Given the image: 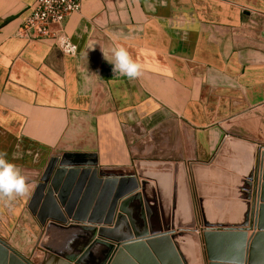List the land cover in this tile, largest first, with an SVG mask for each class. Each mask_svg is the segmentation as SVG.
I'll use <instances>...</instances> for the list:
<instances>
[{"label": "crops", "instance_id": "crops-1", "mask_svg": "<svg viewBox=\"0 0 264 264\" xmlns=\"http://www.w3.org/2000/svg\"><path fill=\"white\" fill-rule=\"evenodd\" d=\"M36 1L0 0V152L30 185L0 201V240L31 264H102L99 240L114 245L111 264H209L204 231L249 226L259 192L264 0H83L63 25L75 56L54 38L16 36ZM118 46L139 78L113 73L101 49L111 58ZM66 153L98 161L80 194L92 184L90 213L98 180L136 179L117 231L74 223L56 195L67 224L41 223L49 203L33 214L50 161Z\"/></svg>", "mask_w": 264, "mask_h": 264}, {"label": "water", "instance_id": "water-1", "mask_svg": "<svg viewBox=\"0 0 264 264\" xmlns=\"http://www.w3.org/2000/svg\"><path fill=\"white\" fill-rule=\"evenodd\" d=\"M260 161L261 168L259 166L258 173L250 177L251 181L257 180V190H259L255 198L253 219L250 221V225L245 226L243 229H206L204 231V243L209 264H264V154H260ZM57 165L60 168L56 169ZM97 165L98 161L95 155L73 153H66L61 158H53L50 161L42 177V183L38 185L37 192L29 206L33 214L38 216L37 208L41 204L43 206H46L47 203L50 204L53 213L45 214L43 219L39 218L43 225H45L47 219L60 224L68 223V219L61 214V206L65 209L68 218L74 223L102 227L100 230L101 237H106L108 233L112 232L111 229H107L112 225H114V231L120 228L124 219L123 214L126 213V208L130 201H125L120 205L119 202L138 188L136 179L132 177L121 180L107 179L104 182L98 180V185L104 186L102 187L97 205L94 207L92 213H90L94 200L93 196L90 197L92 194V184L87 187L82 199L80 194L84 188L87 176L90 174V169ZM52 175L53 178L51 179ZM79 175H81V178L78 184L75 185ZM95 176L96 172H93V177ZM49 182L50 188L47 195H45L44 191ZM54 195H56L60 206ZM118 205L120 214L116 213ZM39 216L42 215L40 214ZM250 230H255L256 233L248 240V231ZM136 237L139 238L137 241H142L140 235ZM116 240L118 241L117 251H119L122 244L126 245L127 242H124L125 239ZM121 240L124 243H121ZM130 240H133V238H130ZM97 243L109 249L106 259L102 263L109 264L115 250L114 245H110L102 240L97 241ZM126 249L129 250L130 248ZM124 254L125 251H121L119 257H122ZM0 264L31 263L23 259L17 252L0 240Z\"/></svg>", "mask_w": 264, "mask_h": 264}, {"label": "built area", "instance_id": "built-area-1", "mask_svg": "<svg viewBox=\"0 0 264 264\" xmlns=\"http://www.w3.org/2000/svg\"><path fill=\"white\" fill-rule=\"evenodd\" d=\"M82 2L83 0H37L16 36L28 41L54 38L62 53L75 56L77 46L66 35L63 25L67 17L80 11Z\"/></svg>", "mask_w": 264, "mask_h": 264}, {"label": "clouds", "instance_id": "clouds-1", "mask_svg": "<svg viewBox=\"0 0 264 264\" xmlns=\"http://www.w3.org/2000/svg\"><path fill=\"white\" fill-rule=\"evenodd\" d=\"M101 51L104 59L113 66L114 74L125 76L129 80L137 79L142 75V64L133 59L127 48L123 46L113 47L111 58L106 51L103 49ZM6 157V152H0V201H11L17 197L25 196L30 187L28 177L23 174L22 169Z\"/></svg>", "mask_w": 264, "mask_h": 264}]
</instances>
